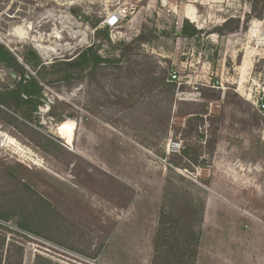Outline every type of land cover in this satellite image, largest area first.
<instances>
[{
  "label": "rangeland",
  "instance_id": "rangeland-1",
  "mask_svg": "<svg viewBox=\"0 0 264 264\" xmlns=\"http://www.w3.org/2000/svg\"><path fill=\"white\" fill-rule=\"evenodd\" d=\"M119 7L128 16L98 41ZM228 18L241 28L220 27ZM186 19L203 32L181 36ZM257 21L264 0H0V43L23 63L32 48L46 66L33 118L0 112V264H34L37 255L59 264H183L172 253L176 240L194 247L189 227L202 237L197 264H264ZM95 41L104 63L60 75ZM15 80L0 63V87ZM185 147L198 154L183 158ZM162 210L173 243L164 258Z\"/></svg>",
  "mask_w": 264,
  "mask_h": 264
},
{
  "label": "trees",
  "instance_id": "trees-1",
  "mask_svg": "<svg viewBox=\"0 0 264 264\" xmlns=\"http://www.w3.org/2000/svg\"><path fill=\"white\" fill-rule=\"evenodd\" d=\"M254 1V0H251ZM71 12L74 14H77L79 11L75 8H71ZM254 13L255 16L260 18L263 15V9L258 11L257 7L254 8ZM234 23V26L229 28L230 32H236L241 28L242 21L241 19H233V18H228L220 27H228L230 24ZM94 27L98 26V22L94 23ZM221 29V28H220ZM97 40L99 41L100 39H109V27L106 26L101 29H97ZM203 32V29L197 28L192 22H189L188 19L184 21V25L181 28L180 35L185 36V37H194L198 36L200 33ZM136 41H141V38L138 37ZM134 42V41H133ZM133 42L129 43L128 45H132ZM97 43L96 41L91 45L86 47L85 49L81 50L77 56L72 59L71 61H65L62 63L64 65V69L60 71V75H64L65 79H68L71 76V70H76L80 69L83 66H88L89 64L99 66L100 64L104 63L106 61V58L101 57L98 53L97 49ZM130 48V47H129ZM11 56L12 59H15V57L12 55V53L6 49V47L0 43V61L6 62L8 57ZM124 56V54H123ZM116 60H121V56L117 58ZM24 61L25 64H27L30 68H32V71L26 69L24 65H20L22 70L25 72L27 71L29 78L27 79L26 84H24V88L21 90H6V91H1L0 92V104L2 105H7L9 107H12L13 105H16L18 107L25 108L26 113H28L27 117L32 119V114H34V111L36 110V105L40 104L39 100L41 97H43V85L39 81L38 77L41 75L42 76V70L46 69L45 64L41 61L40 56L38 53L32 49L29 48L27 51V54L24 56ZM43 67V68H42ZM42 69V70H41ZM168 86H171L172 89L174 90L175 84L174 83H168ZM5 111L0 107V112ZM197 115L199 119L204 121L203 114L202 113H193ZM197 118V119H198ZM198 147H185L183 150V153L181 156L183 158L187 157L190 158L189 156L191 155L190 151H193L195 154H198ZM174 162V161H173ZM174 164L178 167V163L174 162ZM40 201L46 202L43 197L40 198ZM47 204V203H46ZM49 204V203H48ZM165 211H161V215L159 217V226L157 228V239H165V245L167 246V249H165L164 253L162 254L163 258L167 254L169 247L173 246L172 239H170V236L164 234V229L162 228V222L164 217L166 216ZM201 219H203L204 216V209L201 211ZM174 219L176 222H179V219L173 215ZM20 228H25L28 229V227L23 224L22 222H19L18 225ZM185 227V225H183ZM186 229V228H185ZM190 231V234L195 240L194 247L190 244H187V241L183 240V245L177 241V244L180 246L175 252L172 253V256L175 258L176 261H180L183 264H196L197 262V257H198V252H199V246L201 242V236L199 233H197L193 228L189 227L186 229ZM35 234H39L35 231H32ZM41 235V234H40ZM159 243V242H157ZM193 248L190 251L187 249ZM160 250L157 249V254H160ZM34 264H59L54 262L53 260L37 255L35 258Z\"/></svg>",
  "mask_w": 264,
  "mask_h": 264
},
{
  "label": "flooded vegetation",
  "instance_id": "flooded-vegetation-1",
  "mask_svg": "<svg viewBox=\"0 0 264 264\" xmlns=\"http://www.w3.org/2000/svg\"><path fill=\"white\" fill-rule=\"evenodd\" d=\"M1 44H3V43H1ZM4 46L6 47V45H4ZM6 49L9 50L7 47H6ZM12 55H13V53H12ZM23 61H24V57H23ZM0 63L3 64L6 68L10 69L16 75V80L14 81V83L12 85H8L6 87H0V92L1 91H6V90H16V91H18V90L23 89L24 88V84H26L27 79L29 78V75H28L27 71L24 72L22 70L21 66H20V65H24V67L27 69L25 61L23 63V62H20L18 59H16V57H15V59H12V57L9 56L6 62L0 61ZM42 98L43 97H41L39 101H41ZM0 107L2 109L8 110V111H11V110L15 111V109L19 111V110H22V109L24 110L25 109V108H22L21 106L18 107L16 105H13L12 107H9L7 105L0 104ZM38 108H39V105H36V110L34 111V113L37 111ZM32 118H33V116H32Z\"/></svg>",
  "mask_w": 264,
  "mask_h": 264
},
{
  "label": "built area",
  "instance_id": "built-area-1",
  "mask_svg": "<svg viewBox=\"0 0 264 264\" xmlns=\"http://www.w3.org/2000/svg\"><path fill=\"white\" fill-rule=\"evenodd\" d=\"M127 7H119L112 13L108 14L104 20V24L109 27H118L124 19L128 16ZM174 78L176 75L173 76ZM254 104L259 108L260 111H264V92L256 100ZM173 146L180 150V142L176 141L173 143Z\"/></svg>",
  "mask_w": 264,
  "mask_h": 264
},
{
  "label": "crops",
  "instance_id": "crops-1",
  "mask_svg": "<svg viewBox=\"0 0 264 264\" xmlns=\"http://www.w3.org/2000/svg\"><path fill=\"white\" fill-rule=\"evenodd\" d=\"M182 14H183V9H182ZM189 14H192V15H194V13H193V10H189V11H187V10H185V17L186 18H193V17H191V16H189ZM222 14H224V13H222ZM188 16V17H187ZM194 18H195V16H194ZM223 19H226L225 17L223 18ZM190 20V19H189ZM192 20V19H191ZM196 20V19H195ZM192 22H195L194 20H192ZM198 28H202V27H198ZM201 242H202V237H201ZM201 242H200V246H201ZM200 246H199V251H200ZM198 259H199V252H198V257H197V262H196V264L198 263ZM231 260V259H230Z\"/></svg>",
  "mask_w": 264,
  "mask_h": 264
},
{
  "label": "bare ground",
  "instance_id": "bare-ground-1",
  "mask_svg": "<svg viewBox=\"0 0 264 264\" xmlns=\"http://www.w3.org/2000/svg\"><path fill=\"white\" fill-rule=\"evenodd\" d=\"M190 19L194 20L193 18H190ZM260 24H264V22H262V21H257L256 22V26L260 25ZM66 138H69V136L67 135Z\"/></svg>",
  "mask_w": 264,
  "mask_h": 264
}]
</instances>
